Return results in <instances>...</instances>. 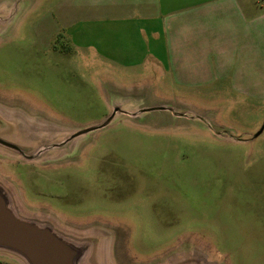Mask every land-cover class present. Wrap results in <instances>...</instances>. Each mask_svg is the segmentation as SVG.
<instances>
[{
  "label": "rangeland",
  "instance_id": "rangeland-1",
  "mask_svg": "<svg viewBox=\"0 0 264 264\" xmlns=\"http://www.w3.org/2000/svg\"><path fill=\"white\" fill-rule=\"evenodd\" d=\"M138 1L0 0L5 140L31 153L116 107L175 113L118 114L32 162L0 148V184L20 216L86 238V264H264V0H236L231 74L187 88L137 64Z\"/></svg>",
  "mask_w": 264,
  "mask_h": 264
},
{
  "label": "crops",
  "instance_id": "crops-1",
  "mask_svg": "<svg viewBox=\"0 0 264 264\" xmlns=\"http://www.w3.org/2000/svg\"><path fill=\"white\" fill-rule=\"evenodd\" d=\"M237 1H138L134 34L137 64L153 58L184 88L215 82L219 73L231 74L224 59L235 51L232 45L239 20ZM122 61L130 65V59Z\"/></svg>",
  "mask_w": 264,
  "mask_h": 264
},
{
  "label": "water",
  "instance_id": "water-1",
  "mask_svg": "<svg viewBox=\"0 0 264 264\" xmlns=\"http://www.w3.org/2000/svg\"><path fill=\"white\" fill-rule=\"evenodd\" d=\"M164 110L174 113L172 108L167 107L145 108L137 113H129L116 107L102 123L71 134L62 142L44 144L40 150L35 152L27 153L19 145L9 142L1 136L0 148L13 152L24 161L32 162L38 160L47 151L62 148L79 136L106 128L118 114L136 116ZM179 116H183V114H179ZM198 119L204 121L202 118ZM263 130L264 126L253 138H257ZM12 195L5 185L0 184V252L19 258L23 264H86L89 251L86 238H69L49 222H39L20 216ZM185 264L197 263L188 262Z\"/></svg>",
  "mask_w": 264,
  "mask_h": 264
}]
</instances>
